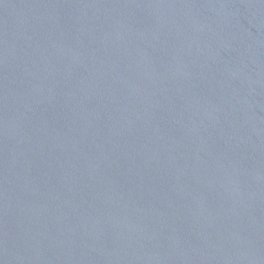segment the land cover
<instances>
[{"label":"water","instance_id":"1","mask_svg":"<svg viewBox=\"0 0 264 264\" xmlns=\"http://www.w3.org/2000/svg\"><path fill=\"white\" fill-rule=\"evenodd\" d=\"M0 264H264V0H0Z\"/></svg>","mask_w":264,"mask_h":264}]
</instances>
